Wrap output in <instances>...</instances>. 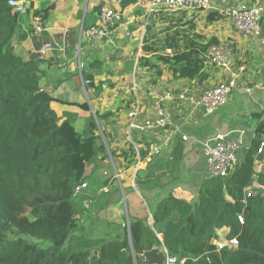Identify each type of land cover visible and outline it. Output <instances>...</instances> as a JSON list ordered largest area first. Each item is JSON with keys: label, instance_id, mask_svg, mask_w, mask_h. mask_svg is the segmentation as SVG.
<instances>
[{"label": "trees", "instance_id": "1", "mask_svg": "<svg viewBox=\"0 0 264 264\" xmlns=\"http://www.w3.org/2000/svg\"><path fill=\"white\" fill-rule=\"evenodd\" d=\"M8 2L0 0V264H143L142 254L154 248H164L183 264H264V174L254 171L256 161L264 159V150L257 154L264 141V110L253 115L252 140L242 151L240 164L224 178L203 180L195 202L171 189L152 205L149 194L148 198L142 194L160 188V176L147 172L141 179L138 170L134 186L147 213L129 214L128 224L110 239L75 235L81 209L74 200L82 192L77 197L72 194L87 179V167L95 169L107 158V150L114 163L121 160L127 166L138 159L151 163V145L137 139V151L131 143L119 150L110 145L106 133V150L96 135L93 117L82 132L70 119H61L54 106L63 102L45 89L37 64L14 51L12 37L19 18ZM98 11L93 9L95 15ZM41 12L33 19L41 17ZM152 20L137 59L151 83L155 85L154 78H160L164 70L175 79L206 80L204 54L218 41L203 43L194 34L195 25L187 12L158 14ZM154 20L160 23L159 31ZM219 20V14L210 13L206 22ZM88 78L93 80L91 74ZM80 108L89 112L88 104ZM94 115L98 122L118 120L111 112L99 115L94 111ZM187 144L180 140L171 152V171L183 160ZM109 182L105 180L104 186ZM133 188L126 189L127 194ZM220 236L236 239L237 247L217 251Z\"/></svg>", "mask_w": 264, "mask_h": 264}, {"label": "crops", "instance_id": "2", "mask_svg": "<svg viewBox=\"0 0 264 264\" xmlns=\"http://www.w3.org/2000/svg\"><path fill=\"white\" fill-rule=\"evenodd\" d=\"M26 1L28 2V6L31 4L32 9H28L26 15L19 20L12 37V44L18 56L25 61H33L37 64L38 70L42 75V80L44 81L45 89L53 98L63 102V104L54 106L58 116L61 119H70L76 127H79V124L83 125V128L90 116V111H95L99 115L112 112V102L104 98L105 93H95L91 84L88 87H84L78 73V53L76 52V46L80 31L83 26L89 27L96 24L98 15L94 14L93 9L97 7L99 0ZM254 2L255 0H211L210 10L188 13V16L190 18L192 17L195 25L194 34L201 37L203 43L209 39H215L218 41V44L230 46L233 49L234 60L245 64L246 73L238 83V88L232 93L227 106L210 117H204L199 111L191 112L185 108L183 109L179 105L172 104L169 107V111L174 115L175 120L182 125L183 133L188 135L189 138L186 141L188 144L184 152V158L178 166L174 170L172 168L171 171V166L169 165L170 154L180 141V138L174 135L172 130H153L144 134H136L133 132L139 141L150 144L151 149L157 147L160 150L163 161L158 166L161 172L168 171L167 175L170 172L175 173L173 179V183L175 184L170 185L168 191L173 189L176 195L191 203L196 201L199 185L205 180V173H203L202 179H200V174L197 170L199 166L198 160L202 153L199 142L207 135L215 132L228 133L233 140L240 141L247 148L252 140L253 127L255 125L253 115L264 110V70L262 69L264 67V25L261 27V35L259 38H250L238 34L233 29L231 22L224 17H221V20L212 22L211 24H207L206 22L210 13H216L218 15L221 10L234 6L252 5ZM111 3L113 6H116L115 0H111ZM147 3L148 0H121L122 6H120V9L125 12V18L131 30H141L140 27L143 24V15ZM38 12L42 13L39 18L45 31L40 36L26 34L24 28L30 31L34 24L33 21L36 18L33 19V16ZM154 24L157 27L156 31H159V21L154 20ZM63 36H65L70 46L67 52V58L63 60L64 62L58 61L55 54L49 53L43 57L38 55L39 50L44 44L51 42L52 39L59 40ZM123 37L125 38V35L122 30L113 31L108 39L103 40L105 43L97 42L99 44V51L97 49V52H101L104 48L106 49V45L112 46L114 51L123 50L119 44V41ZM138 53L136 54L137 57ZM124 54L125 56L132 57V53L129 50H124ZM79 57L81 65L83 66V76L88 78L85 74L87 71L92 72L91 74L94 73L92 69L88 68V66L92 67L89 63V58H87V55L81 57V53ZM140 70L146 76H150L147 69L142 68ZM204 72L209 75L208 78L203 81H198V79H175L172 72L164 70L160 78H154L156 84H152L149 89H133V97H135L132 100L133 104L137 98L142 105L140 120L150 118L153 115L150 107L151 97L149 96L151 91L187 90L189 92L199 93L214 86L224 77L222 72L215 71L209 66L207 67V71ZM93 84L96 85L95 77ZM246 88L250 92L245 93ZM90 93L92 94L91 98L90 96L88 97ZM86 94L89 102H87V98L85 97ZM124 94V98H126V95L131 96L129 92ZM139 94L142 99H140L141 97L138 99ZM82 104H88L89 112L80 108ZM125 119L128 121V118L124 115V117H119L117 121L118 123H122ZM111 121L113 120L102 121L104 128H107ZM107 133H110V131H107ZM137 171V169L134 170L132 177H135ZM182 171L184 172L183 177L194 174L195 180L194 178H189L188 184L180 183V178L178 177L180 174L178 173H183ZM254 171L256 174H264V159L256 161ZM119 177L120 181L117 182H121V190L125 191L127 181H123V173ZM131 186L135 189L134 184ZM168 191L158 194V197H155L156 199H149L150 203L153 205L161 197L165 196ZM132 194L133 192L127 194V201L131 202L133 200ZM114 198L109 197V203H112L111 205L114 204ZM129 213L132 217H138L141 212L133 211L131 207Z\"/></svg>", "mask_w": 264, "mask_h": 264}, {"label": "built area", "instance_id": "3", "mask_svg": "<svg viewBox=\"0 0 264 264\" xmlns=\"http://www.w3.org/2000/svg\"><path fill=\"white\" fill-rule=\"evenodd\" d=\"M211 0H148L143 15L145 23L140 33V46L145 34V29L150 21L158 14L170 15L179 12L195 13L198 11H208L211 9ZM8 5L17 13L19 20L26 15L28 2L26 0H9ZM113 6L111 0H99L97 4L98 18L95 25L82 27L79 36V42L76 46L78 53V73L84 87H88L91 81L83 76V66L80 62L79 54L81 53V41L85 39V43L93 44L105 39H108L110 34L115 30H122L125 37L132 36V31L125 18V12L120 9L121 0H115ZM93 7V6H92ZM219 15L228 19L231 22L233 29L240 35L259 38L261 35L260 22L263 19L264 9L253 3L247 6H234L228 9L221 10ZM19 22V21H18ZM30 31L24 28V32L31 36H40L45 30L40 23V18L34 19ZM69 44L65 36L44 44L38 52V55L43 57L49 53L55 54L58 61L64 62L69 51ZM167 54L170 51L166 52ZM207 65L215 71L222 72L224 77L214 86L207 88L199 93L182 91H151V111L152 117L140 120L142 113V105L136 99L132 109L128 113V130L136 134H144L148 131H173L183 142L188 141V135L182 131V125L176 121L174 115L169 111V107L179 105L183 109L191 112L199 111L204 117H210L222 109H224L232 95L238 88V83L243 79L246 73V66L242 62L234 60L233 49L228 45H212L204 54ZM250 92L245 89V93ZM202 153L207 162L205 176L207 179L224 178L228 176L240 164L244 145L237 140H233L230 134L215 132L207 135L199 142ZM137 151V146L132 144ZM264 150V141L260 144L257 154H261ZM159 149L153 147L150 150V155H157ZM149 159H146L148 162ZM138 163L142 164L138 159ZM119 178V174H116ZM86 182L80 183L75 187L72 197H77L86 189ZM249 197V192L247 194ZM85 209L89 208L88 204L84 205ZM238 222L243 224V218L238 216ZM238 243L236 239L226 240L219 237L216 243L217 251L227 249H235ZM160 251L165 255L164 264H183L184 261L178 262L176 258L170 256L168 252L161 248Z\"/></svg>", "mask_w": 264, "mask_h": 264}, {"label": "rangeland", "instance_id": "4", "mask_svg": "<svg viewBox=\"0 0 264 264\" xmlns=\"http://www.w3.org/2000/svg\"><path fill=\"white\" fill-rule=\"evenodd\" d=\"M254 3L264 9V0H255ZM152 22L153 20H151L150 23L148 22L147 26ZM144 23L145 20H143V24L140 27L141 30L144 27ZM141 30H131V37L121 38L119 44L120 46H122L120 48L123 50L114 51V48L112 46L106 45V49L104 48L101 52H97L99 45L97 42L88 44L85 43V39L81 41V57L87 55V58H89V63L92 66H88V68L94 71V73L91 74L92 72L86 70L87 72L85 74L87 77L90 74L93 76L92 81L89 78L88 79L92 83V87L95 90L94 92L105 93L104 98L107 99V101L109 100L112 102V115L117 116L118 118L124 117V115L128 118V113L133 106L132 100L135 98L133 97V89L140 88L145 90L149 89V87L152 85L151 79H149L151 77L146 76L144 72L142 73L138 67L137 59L141 56V53H138L141 50ZM99 42L105 43V41L103 40ZM124 50H129V52L132 53V57L125 56ZM85 51L87 52L85 53ZM137 53L138 57L136 56ZM103 54L105 55L103 56ZM129 57L131 58L130 60ZM262 69L264 70V67ZM94 77L96 85L93 84ZM126 89H128V91H126ZM128 92L131 96L126 95V98H124V93ZM91 93L88 94V97L90 96V98L92 97ZM85 97L87 98V94ZM140 97L141 96L139 94L138 99ZM140 99H142V97ZM87 102H89L88 98ZM89 114L95 120L97 126L96 135L100 137V140L105 145L106 150L108 149V144L104 139V134H106L107 131H110L111 133L106 134L107 140L109 137L110 145L119 150L126 148L127 143L135 144L137 136H135L133 132H129L127 119L123 120L124 122L122 123H118V121H111L108 127L104 128L102 121L98 122L96 120L93 111H90ZM82 126L83 125L80 124L79 127L77 126L79 132H82L84 130L85 126L83 128ZM106 156L107 158L101 161L97 165V167H95V169H93L92 165L87 167V179L84 180V182H86L87 184L86 189L82 191L77 199L74 200L81 209V220L78 226V231L75 235L91 240L99 239L102 237L110 239L113 238L117 233H120V231H122V228L129 222L128 215L130 214L129 211L131 207L133 211L136 210L139 213L142 211L144 213H147V208L142 201L140 191L133 188V200H131V202L127 201V192L126 190H121V182L118 183L120 181V177L116 178V174H119L121 176V174L123 173V181H127L125 189L132 188L131 185L134 184V177H132V173L136 169L142 170L139 172V176L141 179L144 178V175L147 172H155V174L159 175V185L161 187L159 189L151 191H144L142 194L144 196H146V194H149V198L148 196H146L148 200L154 197H158V194H162V192H167L169 190L168 187L175 184L173 183L175 173L170 172L169 175H167L168 171L161 172L159 170V166H157L159 165L157 163H161L163 161V159L161 158L160 150L157 155H150L154 159L151 163L146 162L139 164L138 162L133 163V161H131L127 166L126 162H122L121 160L117 163H114L109 155L108 150L106 151ZM198 161L199 166L197 170L200 174V179H202V175L203 173H205V170L207 168L206 158L203 153L200 154V158ZM178 174H180L178 175V177L180 178V183L188 184L189 178H194V174H190L187 177H183L184 172H179ZM204 178L207 179L206 176ZM105 180H110L109 184L106 186H104ZM110 196L115 197L113 205H111L112 203H109ZM85 204L89 205V209L86 210L84 208ZM26 214L29 216L28 212ZM22 238L26 241L37 243L38 245L42 244L41 242L32 238H28L25 236H22Z\"/></svg>", "mask_w": 264, "mask_h": 264}, {"label": "water", "instance_id": "5", "mask_svg": "<svg viewBox=\"0 0 264 264\" xmlns=\"http://www.w3.org/2000/svg\"><path fill=\"white\" fill-rule=\"evenodd\" d=\"M143 264H164L165 255L159 248H154L142 254Z\"/></svg>", "mask_w": 264, "mask_h": 264}]
</instances>
